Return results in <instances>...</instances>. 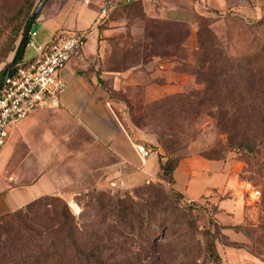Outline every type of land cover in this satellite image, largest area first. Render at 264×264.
Listing matches in <instances>:
<instances>
[{"label":"rangeland","instance_id":"rangeland-1","mask_svg":"<svg viewBox=\"0 0 264 264\" xmlns=\"http://www.w3.org/2000/svg\"><path fill=\"white\" fill-rule=\"evenodd\" d=\"M23 1L0 0V65L3 67L12 62L19 43L20 36L11 41L15 28L21 25L30 7L38 2L32 0L23 6ZM182 1L156 0L152 6V0H144L115 9L99 24L100 29L109 31L105 37L106 44L103 47L101 44L100 54L93 64H89V73L88 70L81 73L96 76L98 84L113 103L110 102L114 116L122 125L136 128L132 118L141 124L142 129H136L141 131L146 140L141 138L138 141L146 146H158L163 153L153 128L157 125L166 128L172 126L169 140L186 157L208 155L239 163V176L250 185L252 191L250 204L249 200L246 201L248 220L235 227L234 231L239 233L241 239L230 241L234 246L223 245V242L228 243L229 240L220 237L216 247L222 264L228 263L227 259L231 260L232 257L244 258L238 264H264V213L260 209L262 186L259 184V181H264V147H256L255 154L241 147H231L228 135L217 127L213 111L207 108L192 111L172 108L177 95H190L202 88L192 72V65L200 51L198 31L202 22L208 31L202 33L201 39L205 43L213 40L218 45L215 50L221 57L229 63L242 65L248 72V62L254 50L264 48V0H204L199 5L193 0L206 13L198 16L192 26L166 21L160 16V10L168 4H182ZM61 2L64 3V0H46L41 10ZM14 15L17 16L15 20ZM32 28H36V25L33 24ZM255 43H261L263 47L258 48ZM168 63L169 70L160 67ZM174 81L179 85L183 82L180 91L148 101L151 87L172 84ZM244 98L252 99L253 96L246 94ZM160 100V105H151ZM130 137L133 138L131 132ZM108 182L103 188H88L75 194L97 191L119 196L132 193L140 186L111 189ZM149 183H159L168 189L165 182ZM56 197L66 203L68 213L75 218L79 216L86 201H74L69 196H43L40 197L41 202L30 210L22 209L20 213L0 219V264H19L22 261L20 252L38 238L40 232L56 228L58 217L64 213L63 203ZM205 199L195 201L206 209L205 212H196L200 226L207 224L215 208L214 204ZM184 200L190 202L185 197Z\"/></svg>","mask_w":264,"mask_h":264},{"label":"crops","instance_id":"crops-1","mask_svg":"<svg viewBox=\"0 0 264 264\" xmlns=\"http://www.w3.org/2000/svg\"><path fill=\"white\" fill-rule=\"evenodd\" d=\"M97 2L92 0L87 6L82 0H64L44 7L34 23L36 28L32 31L38 45L56 40L64 30L90 28V31L82 54L71 58L60 72L66 87L58 105L34 110L19 123L0 154V217L43 196L70 198L88 188H103L111 180H121L125 187H133L157 179L158 155L141 162L132 148L133 143L143 144L138 140L146 137L140 130L122 125L114 116L111 101L94 74L81 73L83 70L89 73V64L94 63L109 34L108 29L95 25ZM155 2L152 0V6ZM199 8L193 0H183L182 4H168L159 14L166 21L192 26L197 16L206 13ZM34 55V49L26 46L21 60ZM160 67L169 70L170 63ZM2 68L0 65V71ZM182 84L174 81L151 87L148 101L178 92ZM238 172L237 161L208 160L201 156L184 158L173 172V187L187 200L206 198L205 201L214 204L217 209L214 218L225 227L222 233L229 241L241 239L234 227L248 220L246 201L250 204L252 195L250 185L239 178ZM243 260L232 257L223 264Z\"/></svg>","mask_w":264,"mask_h":264},{"label":"trees","instance_id":"trees-1","mask_svg":"<svg viewBox=\"0 0 264 264\" xmlns=\"http://www.w3.org/2000/svg\"><path fill=\"white\" fill-rule=\"evenodd\" d=\"M31 1L24 0L23 6ZM37 4L30 7L21 25L15 28L11 41L20 36L19 43L12 62L0 71V85L23 57V54L17 56V51ZM16 18L14 15V20ZM207 31L202 22L198 31L200 51L192 65L193 75L202 88L190 95H177L172 108L213 111L216 125L228 135L230 146L255 154L256 147H264V48L254 50L246 72L242 65L221 57L213 40L205 43L201 39L202 33ZM255 45L263 47L261 43ZM246 94L253 98L246 100ZM161 103L162 100L151 105ZM132 123L142 129L133 118ZM171 127L157 125L153 128L163 150L162 153L158 146H153L159 150L156 181L165 182L168 189L148 182L140 184L132 193L119 196L97 191L75 194L71 197L74 201L86 200L77 218L70 215L66 203L56 197L64 207L56 228L40 232L38 238L20 252L19 264H222L216 244L220 243V237L226 240L227 237L221 232L225 227L214 218L216 207L207 224L200 226L196 212L206 209L195 201H185L173 187V172L186 156L169 140ZM202 157L225 161L222 157ZM259 184L262 186L260 209L264 213V181ZM40 202L38 198L22 209L30 210ZM22 209L0 219L20 213ZM223 245L234 246L230 241Z\"/></svg>","mask_w":264,"mask_h":264},{"label":"built area","instance_id":"built-area-1","mask_svg":"<svg viewBox=\"0 0 264 264\" xmlns=\"http://www.w3.org/2000/svg\"><path fill=\"white\" fill-rule=\"evenodd\" d=\"M138 1L141 0H98L95 25L103 23L118 7ZM203 1L196 0L195 3L199 5ZM91 3L92 0H82L84 5ZM89 31L90 28L64 30L56 40L46 45H38L34 40L36 33L31 29L26 46H31L35 55L29 60L16 62L14 70L10 75H6L0 88V154L19 123L34 110L58 105L59 96L66 87L60 72L71 58L82 54ZM132 148L141 162L159 153L157 148L139 143H133ZM11 180L12 178H8V181ZM108 186L111 189L125 187L121 180H111Z\"/></svg>","mask_w":264,"mask_h":264},{"label":"water","instance_id":"water-1","mask_svg":"<svg viewBox=\"0 0 264 264\" xmlns=\"http://www.w3.org/2000/svg\"><path fill=\"white\" fill-rule=\"evenodd\" d=\"M45 2V0H40L38 2V4L36 5L28 23H27V26L25 28V31H24V34H23V37H22V40H21V43L19 45V48H18V51H17V56H21L23 54V51L27 45V39H28V34L29 32L31 31V28L33 26V24L35 23L36 19H37V15H38V12L41 8V6L43 5V3ZM2 87V84L0 85V88Z\"/></svg>","mask_w":264,"mask_h":264}]
</instances>
